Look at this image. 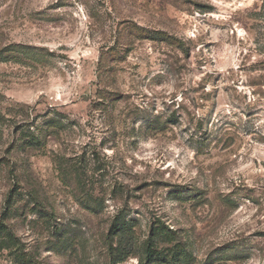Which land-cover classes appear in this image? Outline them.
Segmentation results:
<instances>
[{
  "label": "rangeland",
  "instance_id": "1",
  "mask_svg": "<svg viewBox=\"0 0 264 264\" xmlns=\"http://www.w3.org/2000/svg\"><path fill=\"white\" fill-rule=\"evenodd\" d=\"M0 264H264V0H0Z\"/></svg>",
  "mask_w": 264,
  "mask_h": 264
}]
</instances>
